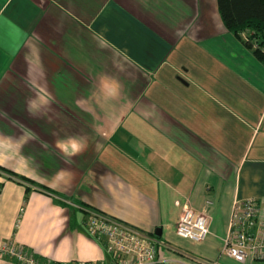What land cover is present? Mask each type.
Here are the masks:
<instances>
[{"label": "crops", "instance_id": "1", "mask_svg": "<svg viewBox=\"0 0 264 264\" xmlns=\"http://www.w3.org/2000/svg\"><path fill=\"white\" fill-rule=\"evenodd\" d=\"M0 22V264L8 241L111 264L91 212L161 229L171 260L244 264L223 247L236 200L264 220V65L217 0H0ZM208 204L193 248L182 209Z\"/></svg>", "mask_w": 264, "mask_h": 264}, {"label": "built area", "instance_id": "2", "mask_svg": "<svg viewBox=\"0 0 264 264\" xmlns=\"http://www.w3.org/2000/svg\"><path fill=\"white\" fill-rule=\"evenodd\" d=\"M209 207L208 204L203 211L197 212L189 206H184L177 224V235L193 243L205 241L211 233ZM86 226L90 235L105 243L112 258L111 264H184L171 260L164 254V249L168 246L157 236L111 216L91 212ZM1 253L18 264H59L40 261L29 249L15 241L5 242ZM223 254L244 264L249 261L264 262V220L260 218L256 199L235 201L229 231L224 240Z\"/></svg>", "mask_w": 264, "mask_h": 264}, {"label": "trees", "instance_id": "3", "mask_svg": "<svg viewBox=\"0 0 264 264\" xmlns=\"http://www.w3.org/2000/svg\"><path fill=\"white\" fill-rule=\"evenodd\" d=\"M217 1L226 29L264 65V0Z\"/></svg>", "mask_w": 264, "mask_h": 264}, {"label": "rangeland", "instance_id": "4", "mask_svg": "<svg viewBox=\"0 0 264 264\" xmlns=\"http://www.w3.org/2000/svg\"><path fill=\"white\" fill-rule=\"evenodd\" d=\"M187 243V242H186ZM188 244V243H187ZM189 244H190V246L191 247H193V248H197V246H195L194 244H193V242L192 243H190L189 242ZM194 251V250H193ZM192 254L194 255V256H200L198 253V255L196 254V253H194V252H192ZM254 264H264V262L263 261H255V263Z\"/></svg>", "mask_w": 264, "mask_h": 264}, {"label": "water", "instance_id": "5", "mask_svg": "<svg viewBox=\"0 0 264 264\" xmlns=\"http://www.w3.org/2000/svg\"><path fill=\"white\" fill-rule=\"evenodd\" d=\"M156 235H158V236H161V235H162V231H161V229H159V230L156 232Z\"/></svg>", "mask_w": 264, "mask_h": 264}, {"label": "snow or ice", "instance_id": "6", "mask_svg": "<svg viewBox=\"0 0 264 264\" xmlns=\"http://www.w3.org/2000/svg\"><path fill=\"white\" fill-rule=\"evenodd\" d=\"M0 23H2V22H0Z\"/></svg>", "mask_w": 264, "mask_h": 264}]
</instances>
